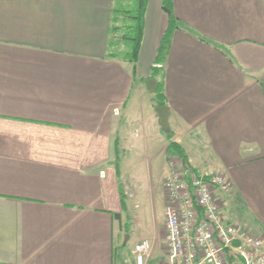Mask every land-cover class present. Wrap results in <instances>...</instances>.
I'll use <instances>...</instances> for the list:
<instances>
[{
    "label": "crops",
    "instance_id": "1",
    "mask_svg": "<svg viewBox=\"0 0 264 264\" xmlns=\"http://www.w3.org/2000/svg\"><path fill=\"white\" fill-rule=\"evenodd\" d=\"M113 5L0 0V264H122L144 238L161 264L164 183L172 159L185 163L171 140L185 170L230 176L226 218L250 214L264 238V0H172L171 137L147 85L164 0H147L136 71L109 55ZM139 201L156 224L126 257L121 226Z\"/></svg>",
    "mask_w": 264,
    "mask_h": 264
},
{
    "label": "built area",
    "instance_id": "2",
    "mask_svg": "<svg viewBox=\"0 0 264 264\" xmlns=\"http://www.w3.org/2000/svg\"><path fill=\"white\" fill-rule=\"evenodd\" d=\"M166 178L165 258L161 264H264V238L226 218L222 195L232 190L227 174L197 175L181 160L170 161ZM154 245L135 243L133 259L122 264H148Z\"/></svg>",
    "mask_w": 264,
    "mask_h": 264
},
{
    "label": "trees",
    "instance_id": "3",
    "mask_svg": "<svg viewBox=\"0 0 264 264\" xmlns=\"http://www.w3.org/2000/svg\"><path fill=\"white\" fill-rule=\"evenodd\" d=\"M164 4L170 9L169 25L162 37L155 64L152 66L150 75V78H154L157 82V89L154 92L156 106L166 104L164 66L174 31L181 27L179 18L174 15L172 0H164ZM146 6L147 0H114L112 8L109 31V55L113 58H120L133 63L134 71L137 69L136 65L144 30ZM119 31H122V33L118 36ZM201 39L209 41L204 37ZM120 41L126 45V48L119 51L118 45ZM168 134L170 137L172 136L171 131ZM169 149L174 152L176 151L180 157L186 158V155L178 149L177 144L172 140L170 141ZM188 165L189 162L186 159L184 167L188 168Z\"/></svg>",
    "mask_w": 264,
    "mask_h": 264
},
{
    "label": "rangeland",
    "instance_id": "4",
    "mask_svg": "<svg viewBox=\"0 0 264 264\" xmlns=\"http://www.w3.org/2000/svg\"><path fill=\"white\" fill-rule=\"evenodd\" d=\"M121 33H122V31H119L118 36ZM125 48H126V45L120 41V43L118 45L119 51L123 50ZM135 211H136L135 214H133V213L129 214V212H125V214H124L125 218H124L123 226H121L122 227L121 228V231H122L121 241H123V239L125 240L121 249L123 251L124 256H126V257L128 256V251L132 247V244L138 239V237L150 235L152 227L156 224L155 212L153 210V204L152 203L150 204L149 202L144 203L142 201H139V207L136 208ZM244 215L245 216L242 217V226L247 228L250 225L251 231H254L253 230L254 219L248 213H244ZM247 215H248V217H247ZM130 235H131V237L128 238V236H130ZM162 246H163V244L161 241V247ZM132 255L133 254L130 251L129 256L131 257Z\"/></svg>",
    "mask_w": 264,
    "mask_h": 264
},
{
    "label": "water",
    "instance_id": "5",
    "mask_svg": "<svg viewBox=\"0 0 264 264\" xmlns=\"http://www.w3.org/2000/svg\"><path fill=\"white\" fill-rule=\"evenodd\" d=\"M164 9L168 13H170V9L168 7L165 6ZM147 85H148L150 91H152L153 93L156 91L157 82H156V80L154 78H148ZM156 111L159 114V123H160L161 127L165 131H169V129H170V124H169V106L167 104L162 105V106H157L156 107ZM183 162H186L185 158H183Z\"/></svg>",
    "mask_w": 264,
    "mask_h": 264
},
{
    "label": "bare ground",
    "instance_id": "6",
    "mask_svg": "<svg viewBox=\"0 0 264 264\" xmlns=\"http://www.w3.org/2000/svg\"><path fill=\"white\" fill-rule=\"evenodd\" d=\"M251 232V231H250ZM253 233V232H252Z\"/></svg>",
    "mask_w": 264,
    "mask_h": 264
}]
</instances>
